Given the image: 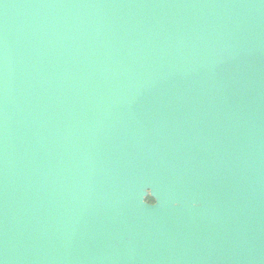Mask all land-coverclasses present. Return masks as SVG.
<instances>
[{
    "label": "water",
    "instance_id": "water-1",
    "mask_svg": "<svg viewBox=\"0 0 264 264\" xmlns=\"http://www.w3.org/2000/svg\"><path fill=\"white\" fill-rule=\"evenodd\" d=\"M0 264H264V0H0Z\"/></svg>",
    "mask_w": 264,
    "mask_h": 264
},
{
    "label": "trees",
    "instance_id": "trees-1",
    "mask_svg": "<svg viewBox=\"0 0 264 264\" xmlns=\"http://www.w3.org/2000/svg\"><path fill=\"white\" fill-rule=\"evenodd\" d=\"M148 201H152L150 198H147Z\"/></svg>",
    "mask_w": 264,
    "mask_h": 264
},
{
    "label": "rangeland",
    "instance_id": "rangeland-1",
    "mask_svg": "<svg viewBox=\"0 0 264 264\" xmlns=\"http://www.w3.org/2000/svg\"><path fill=\"white\" fill-rule=\"evenodd\" d=\"M149 198V197H148Z\"/></svg>",
    "mask_w": 264,
    "mask_h": 264
}]
</instances>
